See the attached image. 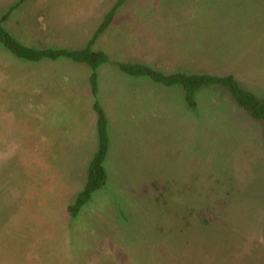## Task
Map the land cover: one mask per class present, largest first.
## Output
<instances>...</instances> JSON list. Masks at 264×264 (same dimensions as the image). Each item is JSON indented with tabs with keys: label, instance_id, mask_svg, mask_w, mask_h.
Returning <instances> with one entry per match:
<instances>
[{
	"label": "rangeland",
	"instance_id": "1",
	"mask_svg": "<svg viewBox=\"0 0 264 264\" xmlns=\"http://www.w3.org/2000/svg\"><path fill=\"white\" fill-rule=\"evenodd\" d=\"M24 0L3 22L36 47L93 50L25 62L0 44V264H264L261 123L224 89L187 108L175 87L121 74L139 59L170 72L232 74L264 96V0ZM17 0H0V16ZM109 121L108 181L78 216L67 205ZM122 211V212H120Z\"/></svg>",
	"mask_w": 264,
	"mask_h": 264
},
{
	"label": "trees",
	"instance_id": "2",
	"mask_svg": "<svg viewBox=\"0 0 264 264\" xmlns=\"http://www.w3.org/2000/svg\"><path fill=\"white\" fill-rule=\"evenodd\" d=\"M22 1L24 0H17L0 16V44L17 58L29 63L65 56L77 61V63L86 64L90 69L89 80L92 93L95 95L98 87V69L102 65L111 63L112 59L102 50H93L91 48L92 39L89 40L83 49L64 50L63 48L36 47L33 44L24 43L17 37H13L5 29L3 22L9 16L10 11ZM126 1L116 0L112 4L108 11L104 13L95 34L109 26L118 8ZM117 64L120 69L119 72L128 79L133 77L147 84L180 89L185 106L191 110L197 109L198 94H201L204 90L212 88L225 89L239 107L261 123L264 138V96L255 95L253 92L242 88L232 74L218 75L191 69L182 70L180 68L167 72L161 68L150 66L139 59H125L124 61H118ZM92 109L95 113L97 145L85 166L84 185L74 195V200L67 205L66 209L71 217L78 216L84 205L91 199L92 194L103 189L108 181L105 160L109 155L108 153H110L111 145L109 121L105 110L98 101L92 103Z\"/></svg>",
	"mask_w": 264,
	"mask_h": 264
},
{
	"label": "crops",
	"instance_id": "3",
	"mask_svg": "<svg viewBox=\"0 0 264 264\" xmlns=\"http://www.w3.org/2000/svg\"><path fill=\"white\" fill-rule=\"evenodd\" d=\"M206 1H208V0H206ZM211 1V0H210ZM212 2V1H211ZM113 21H114V18H113Z\"/></svg>",
	"mask_w": 264,
	"mask_h": 264
}]
</instances>
